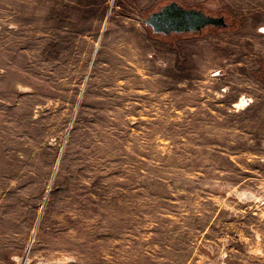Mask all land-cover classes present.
I'll return each mask as SVG.
<instances>
[{
  "label": "rangeland",
  "instance_id": "obj_1",
  "mask_svg": "<svg viewBox=\"0 0 264 264\" xmlns=\"http://www.w3.org/2000/svg\"><path fill=\"white\" fill-rule=\"evenodd\" d=\"M0 264H264V0H0Z\"/></svg>",
  "mask_w": 264,
  "mask_h": 264
},
{
  "label": "water",
  "instance_id": "obj_2",
  "mask_svg": "<svg viewBox=\"0 0 264 264\" xmlns=\"http://www.w3.org/2000/svg\"><path fill=\"white\" fill-rule=\"evenodd\" d=\"M141 22L155 34L200 32L207 26L225 27L222 16L213 17L199 9L184 8L172 1L159 10L149 13Z\"/></svg>",
  "mask_w": 264,
  "mask_h": 264
},
{
  "label": "trees",
  "instance_id": "obj_3",
  "mask_svg": "<svg viewBox=\"0 0 264 264\" xmlns=\"http://www.w3.org/2000/svg\"><path fill=\"white\" fill-rule=\"evenodd\" d=\"M184 7H186V6H184ZM228 14H229L230 16H228ZM226 15L228 16V18H235L234 15H233V16L231 15V13H225L224 15H223V13H219V16H223V17L227 18ZM215 16H218V14H217V15L215 14ZM226 22H227V21H226ZM234 25H236V27L239 28V27L242 25V20H241V18H239V17L235 18ZM215 28H216V27H215ZM222 28H224V27H221V28H219L218 30H221ZM155 36H156V35H155ZM155 38H156V37H155Z\"/></svg>",
  "mask_w": 264,
  "mask_h": 264
},
{
  "label": "bare ground",
  "instance_id": "obj_4",
  "mask_svg": "<svg viewBox=\"0 0 264 264\" xmlns=\"http://www.w3.org/2000/svg\"><path fill=\"white\" fill-rule=\"evenodd\" d=\"M245 103H246V101H244L243 99H241L239 101V103L236 104V106H243L244 107Z\"/></svg>",
  "mask_w": 264,
  "mask_h": 264
}]
</instances>
